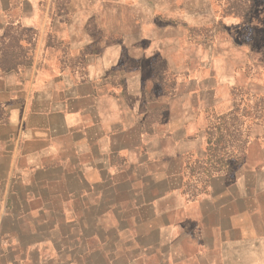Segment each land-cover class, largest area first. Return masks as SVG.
<instances>
[{
  "label": "crops",
  "instance_id": "crops-1",
  "mask_svg": "<svg viewBox=\"0 0 264 264\" xmlns=\"http://www.w3.org/2000/svg\"><path fill=\"white\" fill-rule=\"evenodd\" d=\"M223 23L209 0H0V264H264L256 122L241 162L217 130L264 98V57Z\"/></svg>",
  "mask_w": 264,
  "mask_h": 264
},
{
  "label": "rangeland",
  "instance_id": "rangeland-1",
  "mask_svg": "<svg viewBox=\"0 0 264 264\" xmlns=\"http://www.w3.org/2000/svg\"><path fill=\"white\" fill-rule=\"evenodd\" d=\"M83 1V0H81ZM86 1V0H84ZM215 9L216 18L223 20V28L229 32L237 34L240 38L249 40L256 49L257 54L264 57V0H209ZM69 3L71 0H62ZM238 105L232 109L227 117L232 116L224 124L223 131L238 133L240 141L235 142L234 146L242 149L245 146L243 138L246 136L247 126L252 121L256 122L257 141L264 145V98L240 93ZM233 123V125H231ZM228 127V128H226ZM227 130V131H226ZM229 146H226L228 148Z\"/></svg>",
  "mask_w": 264,
  "mask_h": 264
},
{
  "label": "trees",
  "instance_id": "trees-1",
  "mask_svg": "<svg viewBox=\"0 0 264 264\" xmlns=\"http://www.w3.org/2000/svg\"><path fill=\"white\" fill-rule=\"evenodd\" d=\"M232 114V110H230V111H228V113L227 114H224L223 115V118H224V121H223V123L221 124V126L220 127H218L217 128V130L218 131H220V132H223V128H224V124H226V115H229V114ZM230 120L232 121V116L230 117ZM226 128H228V127H226ZM213 129H215V128H213ZM214 131V130H213ZM227 131V130H226ZM229 135V137H230V132L229 131H227L226 132V135ZM226 135H219V137H217V139L215 138L214 140H210V138L208 139V144H209V146H212L213 144H215V142H220L221 144V146H223V147H225L226 145H227V141L229 140L228 138L229 137H227V139H226ZM247 135V134H246ZM237 140V139H236ZM241 139H238V141H240ZM243 140H244V142H245V146L242 148V149H240L239 151H240V154H239V156H238V159H239V161L241 162L242 161V159H243V157H244V155H243V152H244V150H245V147H246V143H247V136H245L244 138H243ZM213 142V143H212ZM225 157V156H224ZM235 158V157H234Z\"/></svg>",
  "mask_w": 264,
  "mask_h": 264
}]
</instances>
